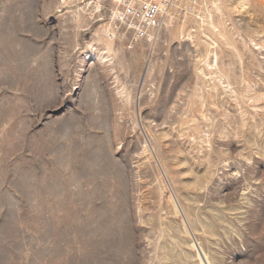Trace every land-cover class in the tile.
<instances>
[{
    "label": "rangeland",
    "instance_id": "obj_1",
    "mask_svg": "<svg viewBox=\"0 0 264 264\" xmlns=\"http://www.w3.org/2000/svg\"><path fill=\"white\" fill-rule=\"evenodd\" d=\"M0 264H264V0H0Z\"/></svg>",
    "mask_w": 264,
    "mask_h": 264
},
{
    "label": "built area",
    "instance_id": "obj_2",
    "mask_svg": "<svg viewBox=\"0 0 264 264\" xmlns=\"http://www.w3.org/2000/svg\"><path fill=\"white\" fill-rule=\"evenodd\" d=\"M78 7L90 16L108 17L130 32L134 38L143 39L167 22L171 10L180 0H75ZM195 1V0H194Z\"/></svg>",
    "mask_w": 264,
    "mask_h": 264
},
{
    "label": "bare ground",
    "instance_id": "obj_3",
    "mask_svg": "<svg viewBox=\"0 0 264 264\" xmlns=\"http://www.w3.org/2000/svg\"><path fill=\"white\" fill-rule=\"evenodd\" d=\"M192 1H194V0H192ZM194 2L196 4V0ZM201 22L204 23V24H208L212 28L215 27L214 21H213V12L210 9L206 8L205 14L203 15V17H201ZM144 77H145V71L143 73L142 79H144ZM201 259H202V261H204L203 257Z\"/></svg>",
    "mask_w": 264,
    "mask_h": 264
}]
</instances>
